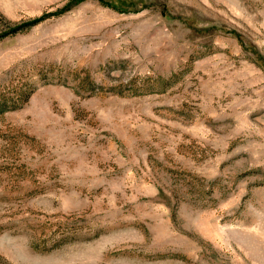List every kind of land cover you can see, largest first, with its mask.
Here are the masks:
<instances>
[{"label":"rangeland","instance_id":"1","mask_svg":"<svg viewBox=\"0 0 264 264\" xmlns=\"http://www.w3.org/2000/svg\"><path fill=\"white\" fill-rule=\"evenodd\" d=\"M0 264H264V0H0Z\"/></svg>","mask_w":264,"mask_h":264},{"label":"trees","instance_id":"2","mask_svg":"<svg viewBox=\"0 0 264 264\" xmlns=\"http://www.w3.org/2000/svg\"><path fill=\"white\" fill-rule=\"evenodd\" d=\"M37 22H38V21L32 22V23H30V24H28V25H26V26H27V27L32 26V25L36 24ZM16 32H17L16 29H11L10 32H9V34H10V33L13 34V33H16Z\"/></svg>","mask_w":264,"mask_h":264}]
</instances>
